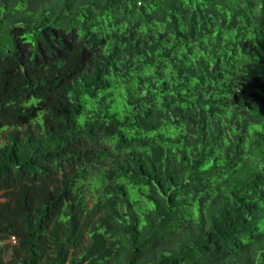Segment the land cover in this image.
Wrapping results in <instances>:
<instances>
[{
	"label": "trees",
	"instance_id": "1",
	"mask_svg": "<svg viewBox=\"0 0 264 264\" xmlns=\"http://www.w3.org/2000/svg\"><path fill=\"white\" fill-rule=\"evenodd\" d=\"M0 264H264V0H0Z\"/></svg>",
	"mask_w": 264,
	"mask_h": 264
},
{
	"label": "rangeland",
	"instance_id": "2",
	"mask_svg": "<svg viewBox=\"0 0 264 264\" xmlns=\"http://www.w3.org/2000/svg\"><path fill=\"white\" fill-rule=\"evenodd\" d=\"M1 201H3V199H1Z\"/></svg>",
	"mask_w": 264,
	"mask_h": 264
}]
</instances>
